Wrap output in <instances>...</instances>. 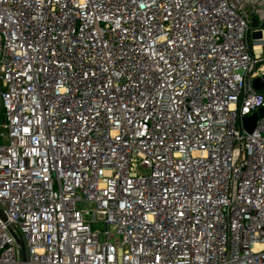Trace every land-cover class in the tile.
Returning a JSON list of instances; mask_svg holds the SVG:
<instances>
[{
	"label": "built area",
	"instance_id": "built-area-1",
	"mask_svg": "<svg viewBox=\"0 0 264 264\" xmlns=\"http://www.w3.org/2000/svg\"><path fill=\"white\" fill-rule=\"evenodd\" d=\"M263 77L264 0H0V264H264Z\"/></svg>",
	"mask_w": 264,
	"mask_h": 264
},
{
	"label": "water",
	"instance_id": "water-1",
	"mask_svg": "<svg viewBox=\"0 0 264 264\" xmlns=\"http://www.w3.org/2000/svg\"><path fill=\"white\" fill-rule=\"evenodd\" d=\"M252 24H255V20L252 21ZM253 86L256 89H262L264 87V77L263 79H255L253 82ZM264 117V108H259L256 112H254L252 115L250 116H246L243 118L242 122H243V127L247 132H252L256 119L258 117ZM16 241L20 246V254H21V260L24 261L25 260V248H24V243L22 241V239L16 237Z\"/></svg>",
	"mask_w": 264,
	"mask_h": 264
}]
</instances>
